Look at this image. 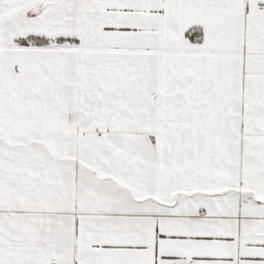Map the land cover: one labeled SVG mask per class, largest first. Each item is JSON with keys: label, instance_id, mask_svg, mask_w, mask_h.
Listing matches in <instances>:
<instances>
[{"label": "snow or ice", "instance_id": "1", "mask_svg": "<svg viewBox=\"0 0 264 264\" xmlns=\"http://www.w3.org/2000/svg\"><path fill=\"white\" fill-rule=\"evenodd\" d=\"M0 264H264V0H0Z\"/></svg>", "mask_w": 264, "mask_h": 264}]
</instances>
